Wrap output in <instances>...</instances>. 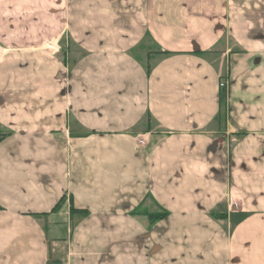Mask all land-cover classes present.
<instances>
[{
	"label": "crops",
	"instance_id": "1",
	"mask_svg": "<svg viewBox=\"0 0 264 264\" xmlns=\"http://www.w3.org/2000/svg\"><path fill=\"white\" fill-rule=\"evenodd\" d=\"M0 134V264H264V0H0Z\"/></svg>",
	"mask_w": 264,
	"mask_h": 264
},
{
	"label": "trees",
	"instance_id": "2",
	"mask_svg": "<svg viewBox=\"0 0 264 264\" xmlns=\"http://www.w3.org/2000/svg\"><path fill=\"white\" fill-rule=\"evenodd\" d=\"M4 136H5L4 134H0V141L4 138ZM61 203H62V202H61ZM61 203H59V204L57 205V207H59V205H60ZM57 207H56V208H57ZM56 208H55V209H56ZM71 214H72V209H71ZM149 217L156 218V216H153V215H149Z\"/></svg>",
	"mask_w": 264,
	"mask_h": 264
},
{
	"label": "built area",
	"instance_id": "3",
	"mask_svg": "<svg viewBox=\"0 0 264 264\" xmlns=\"http://www.w3.org/2000/svg\"><path fill=\"white\" fill-rule=\"evenodd\" d=\"M221 88H225V82L220 83ZM234 205V204H233Z\"/></svg>",
	"mask_w": 264,
	"mask_h": 264
}]
</instances>
